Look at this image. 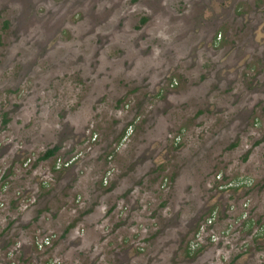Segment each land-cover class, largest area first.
<instances>
[{"label":"rangeland","instance_id":"1","mask_svg":"<svg viewBox=\"0 0 264 264\" xmlns=\"http://www.w3.org/2000/svg\"><path fill=\"white\" fill-rule=\"evenodd\" d=\"M11 166L0 263L264 264V0H0Z\"/></svg>","mask_w":264,"mask_h":264},{"label":"built area","instance_id":"2","mask_svg":"<svg viewBox=\"0 0 264 264\" xmlns=\"http://www.w3.org/2000/svg\"><path fill=\"white\" fill-rule=\"evenodd\" d=\"M130 131H132L131 126L129 128V133H130ZM220 178H221V176H218V179H220ZM0 180H1V177H0ZM0 184H1L0 191L2 193L8 191L9 186H7V184H5V185L2 184V183H0ZM243 185H245V186L246 185H249V182L247 180L241 178L239 182L231 181L226 188H227V190L228 189H232V188L240 189ZM221 187H223V186H220V188ZM230 187H232V188H230ZM5 204L6 203H5L4 199H1L0 198V209H2L5 206ZM208 215H210V216L207 217V218H205V219H203L202 220V223L203 222L204 223L199 226L200 228H199V231H198L199 233L197 234V237H198L197 240L195 238L194 241H191L192 248H194L196 245H199V243H202L201 240L199 239V237L201 238L202 233L205 232L206 230H209V227H211L213 225V222L215 221V219H216V217H217L218 214H217V211L214 210L213 213H210ZM243 216H244V219L243 220L245 221L247 215L246 214H243ZM5 221L6 220L4 219L3 222H5ZM4 227H5L4 225L2 226L0 224V231L2 230L1 228H4ZM256 227H259V229L256 228L257 231L259 232L257 234V237L264 236V226H262V225H260V226L259 225H256ZM215 235H217V234H213L211 236V239H210L211 241H214L215 240ZM41 238H42L41 240H39V241L36 242V248L37 249H39V250L42 251V249L45 250L46 248H49L50 246L53 245V237L52 236H43ZM10 253L13 255L12 252H10ZM59 260H61V259H57V260L56 259H51V260H48L47 261V264H58V263H60ZM10 264H19V263L18 262H15V261H12Z\"/></svg>","mask_w":264,"mask_h":264},{"label":"trees","instance_id":"3","mask_svg":"<svg viewBox=\"0 0 264 264\" xmlns=\"http://www.w3.org/2000/svg\"><path fill=\"white\" fill-rule=\"evenodd\" d=\"M5 121V123H7V121H8V119H5L4 120ZM125 135V134H124ZM121 137H122V135H121ZM124 137V136H123ZM121 139V138H120ZM57 150H58V147H55V148H51V149H48L43 155H42V157L40 158V159H42V160H47V159H50L56 152H57ZM12 167L13 166H11L10 168H9V170H3L2 168H0V173L2 172V174H3V180H5L6 178H7V181H8V177H10L9 175H11L10 173L12 172L11 171V169H12ZM3 171H2V170ZM245 179V180H247L249 183L250 182H253V180L252 179H250V178H246V177H239V178H236V179H232V181H234V182H239L240 181V179ZM231 182V180L230 179H226V177L222 174V178H221V180H219V181H217L216 182V184L214 185V188L215 189H219V190H222V191H224V190H227V186H228V184ZM220 186H223V187H221L220 188ZM237 187V186H236ZM242 187H244V186H242ZM241 187V188H242ZM230 188H232V187H230ZM245 188H248V185H246L245 186ZM235 190H237V189H235ZM213 211H214V209L213 210H211L210 211V213H213ZM243 215V214H242ZM245 220H247L248 222L247 223H249V227L250 226H252V224H257V221L258 220H255V219H253V221H252V219L250 218H246ZM262 226H264V224H261ZM7 228H8V226H7ZM7 228H5V229H7ZM4 229V230H5ZM1 234V233H0ZM263 237V236H262ZM21 248L22 247H19V249L21 250ZM8 257H9V254H5V260H3V262L2 263H6L7 262V259H8ZM7 258V259H6Z\"/></svg>","mask_w":264,"mask_h":264},{"label":"clouds","instance_id":"4","mask_svg":"<svg viewBox=\"0 0 264 264\" xmlns=\"http://www.w3.org/2000/svg\"><path fill=\"white\" fill-rule=\"evenodd\" d=\"M131 126V128H132V130H133V126L132 125H130ZM131 132L132 131H130V133H129V130H128V132H127V136H126V138L131 134ZM96 138H94V140H95ZM1 178L3 179V176H1ZM9 183H10V181L8 180V181H6L5 183H2V184H7V186H9ZM0 187H1V184H0ZM10 190V186H9V188H8V191ZM4 193V192H3ZM9 225V224H8ZM6 227V226H5ZM4 227V228H5ZM3 228V229H4ZM8 252V254H9V257H8V264H10L12 261H15V262H18L19 264H25L24 262H22V261H19L18 259H16L15 258V255H14V251H7ZM10 252H12L13 253V255L10 253ZM11 254V255H10ZM7 263V262H6ZM6 263H0V264H6Z\"/></svg>","mask_w":264,"mask_h":264},{"label":"flooded vegetation","instance_id":"5","mask_svg":"<svg viewBox=\"0 0 264 264\" xmlns=\"http://www.w3.org/2000/svg\"><path fill=\"white\" fill-rule=\"evenodd\" d=\"M104 181H105V180H104ZM105 182H106V181H105ZM5 222H6V221H5ZM8 224H9V222H7V224L5 223V224H3V225H4V226H8ZM5 228H6V227H5ZM5 228H4V229H5ZM4 229H3V230H4ZM3 230H2V231H3ZM2 231H1V232H2ZM1 232H0V233H1Z\"/></svg>","mask_w":264,"mask_h":264},{"label":"crops","instance_id":"6","mask_svg":"<svg viewBox=\"0 0 264 264\" xmlns=\"http://www.w3.org/2000/svg\"><path fill=\"white\" fill-rule=\"evenodd\" d=\"M7 259V258H6ZM7 261H8V259H7Z\"/></svg>","mask_w":264,"mask_h":264}]
</instances>
